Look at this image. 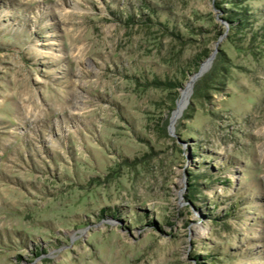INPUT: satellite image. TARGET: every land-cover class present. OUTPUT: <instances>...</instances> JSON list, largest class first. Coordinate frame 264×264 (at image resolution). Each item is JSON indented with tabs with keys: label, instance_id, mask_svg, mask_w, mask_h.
Masks as SVG:
<instances>
[{
	"label": "rangeland",
	"instance_id": "rangeland-1",
	"mask_svg": "<svg viewBox=\"0 0 264 264\" xmlns=\"http://www.w3.org/2000/svg\"><path fill=\"white\" fill-rule=\"evenodd\" d=\"M0 264H264V0H0Z\"/></svg>",
	"mask_w": 264,
	"mask_h": 264
},
{
	"label": "bare ground",
	"instance_id": "bare-ground-1",
	"mask_svg": "<svg viewBox=\"0 0 264 264\" xmlns=\"http://www.w3.org/2000/svg\"><path fill=\"white\" fill-rule=\"evenodd\" d=\"M212 62V57L208 58L202 66H201V72L204 71L206 68L209 67V65ZM200 76V73H196L190 78L189 82L187 83L186 87L182 89L181 92V97L179 101V106H177L176 110L174 111V117H178L182 111L184 110L185 106H187L188 99L190 97V92H191V85L193 82Z\"/></svg>",
	"mask_w": 264,
	"mask_h": 264
},
{
	"label": "trees",
	"instance_id": "trees-1",
	"mask_svg": "<svg viewBox=\"0 0 264 264\" xmlns=\"http://www.w3.org/2000/svg\"><path fill=\"white\" fill-rule=\"evenodd\" d=\"M199 63L198 62H196V63H194V68H196V66L198 65ZM182 86V83H178V87H181ZM196 187H195V184H192L191 186H190V192L188 193V195H189V199H193V197H194V192H196Z\"/></svg>",
	"mask_w": 264,
	"mask_h": 264
}]
</instances>
